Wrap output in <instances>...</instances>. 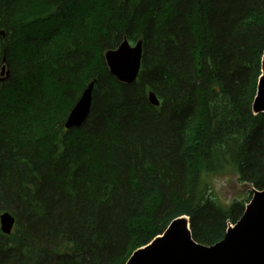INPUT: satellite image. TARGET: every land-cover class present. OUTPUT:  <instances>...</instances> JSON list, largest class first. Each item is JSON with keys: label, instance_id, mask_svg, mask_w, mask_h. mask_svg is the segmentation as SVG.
Returning a JSON list of instances; mask_svg holds the SVG:
<instances>
[{"label": "trees", "instance_id": "obj_1", "mask_svg": "<svg viewBox=\"0 0 264 264\" xmlns=\"http://www.w3.org/2000/svg\"><path fill=\"white\" fill-rule=\"evenodd\" d=\"M125 37L144 41L132 86L104 59ZM263 56L264 0H0V264H127L183 216L220 242L251 199L210 179L264 191Z\"/></svg>", "mask_w": 264, "mask_h": 264}, {"label": "water", "instance_id": "obj_2", "mask_svg": "<svg viewBox=\"0 0 264 264\" xmlns=\"http://www.w3.org/2000/svg\"><path fill=\"white\" fill-rule=\"evenodd\" d=\"M144 54V41L134 46L127 37L120 46L105 53V63L112 77L120 84L132 86L139 78ZM6 73L3 67L1 76ZM10 78V72L6 73ZM97 81H93L82 93L70 112L65 128L80 129L87 122L93 104V91ZM154 107L160 106L155 93L148 95ZM255 115L264 114V56L262 75L258 83L257 95L253 103ZM1 231L10 235L16 218L9 212L0 217ZM127 264H264V191H254L253 199L246 206L241 220L230 227L224 239L207 247L194 240L189 218L175 219L164 233L148 246L134 252Z\"/></svg>", "mask_w": 264, "mask_h": 264}, {"label": "rangeland", "instance_id": "obj_3", "mask_svg": "<svg viewBox=\"0 0 264 264\" xmlns=\"http://www.w3.org/2000/svg\"><path fill=\"white\" fill-rule=\"evenodd\" d=\"M131 44L134 46L136 43H134V44L131 43ZM209 186H211V191L213 192V194H215V196L217 198H219V200H221L226 205H230V204H232L235 201H242V200H244L246 198H250L252 200L253 196H254V191H255L249 185H245V184L239 183L237 178H236V176H233V175L230 176V177H223V178H217V179L216 178H212L209 181ZM259 192H262V191H259ZM251 193H253V194H251ZM236 224H233V223H228L227 224V228H226L224 237L226 235L227 230L230 227H233ZM161 235H159V236H161ZM224 237H223V239H224ZM140 249H142V248H140Z\"/></svg>", "mask_w": 264, "mask_h": 264}]
</instances>
